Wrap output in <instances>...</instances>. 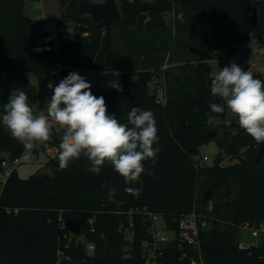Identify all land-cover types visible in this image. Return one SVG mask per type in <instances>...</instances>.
Returning <instances> with one entry per match:
<instances>
[{"label":"trees","instance_id":"16d2710c","mask_svg":"<svg viewBox=\"0 0 264 264\" xmlns=\"http://www.w3.org/2000/svg\"><path fill=\"white\" fill-rule=\"evenodd\" d=\"M30 1L36 0H0V115L14 89L28 95L34 111L57 71L60 82L72 68L118 70L120 87L97 97H104L109 114L121 123H127L133 107L151 110L159 137L153 147L159 152L154 164L150 159L144 162L153 175L142 173L130 185L142 190L136 198L125 193L129 185L109 162L96 175L88 171L91 163L81 155L60 170L62 140L55 132L45 164L51 174L21 178L14 167L3 183L0 264H60L64 257L67 264H264V232L259 245L239 248L246 223L264 224V151L257 160L259 144L239 127L237 117H228L227 109L220 119L231 120L230 125L207 123L217 115L210 104L222 101L211 94L213 70L205 64L219 49L239 52L253 36L264 42V0H120L121 18L108 28L81 12L79 5L89 0H59L57 25L72 22L74 37L58 45L44 29L46 22L26 13ZM166 13L174 14L176 30L186 26L189 37L199 39L194 55L177 59L179 67L174 63L164 67L162 62L114 66V25L165 29ZM139 59L141 63L146 57L141 54ZM237 64L264 81L253 66ZM32 75L38 85L31 82ZM210 141L217 143L219 152L212 165L206 161L200 166L204 157L200 148ZM23 152L22 144L0 122V177L7 171L3 162L21 159ZM102 185L114 187L115 194ZM193 210L200 215L198 247L179 236L181 217ZM149 213L160 216L165 229L174 234L153 263L143 256L153 239Z\"/></svg>","mask_w":264,"mask_h":264},{"label":"clouds","instance_id":"9594fccd","mask_svg":"<svg viewBox=\"0 0 264 264\" xmlns=\"http://www.w3.org/2000/svg\"><path fill=\"white\" fill-rule=\"evenodd\" d=\"M210 91L222 103H211L215 118H209V125L225 126L231 120L221 121L220 114L226 109L238 119L239 127L257 143L264 144V81L254 78L253 73L232 62L211 74ZM53 95L45 102L39 115L34 114L28 95L18 89L11 91L8 102L3 106L0 122L10 135L19 141L24 152L21 159L27 161L37 143L50 139L54 124L64 129L59 145L58 168L67 169L70 161L86 157L91 167L88 171L99 175L106 162L124 178V191L138 198L140 188L130 185L146 171L144 162H156L159 152L157 122L151 110L133 107L127 114V123H121L114 114H109L103 96H95L92 85L86 78L73 71L56 86L48 85ZM46 113V114H45ZM109 191L116 189L109 185Z\"/></svg>","mask_w":264,"mask_h":264},{"label":"rangeland","instance_id":"374dc122","mask_svg":"<svg viewBox=\"0 0 264 264\" xmlns=\"http://www.w3.org/2000/svg\"><path fill=\"white\" fill-rule=\"evenodd\" d=\"M89 1L101 3L105 0ZM117 1L120 6V0ZM142 1L151 2L153 0ZM26 13L33 18L44 20L51 26L53 36L52 39L56 45H58L61 40L73 39L74 26L72 22L63 21L61 25H57L59 20L58 18L61 15L59 0L30 1L26 5ZM163 17L167 26L165 29L162 27L148 28L144 26L126 27L119 24L114 25L113 32L117 40V48L113 54L114 66L132 68L139 67V65H141L142 67H148L152 64L155 65L162 62L165 63L167 67V65L174 63L177 59L183 57L188 58L191 55H194L196 48L199 46V39H191L189 37V29L186 26H181L176 30L173 26V19L175 17L173 13H166ZM219 51H221V54ZM240 51H242L244 55L259 51V53L255 54L253 58L255 59L259 56L261 64L253 66V70L262 74L264 77V42H262L259 37L253 36L241 45ZM141 54H144L146 60L140 63L139 61L141 60L139 57ZM248 61V57L243 60H239L238 52L226 47L216 51L215 58L210 61L209 66H211L213 72H219L220 68L230 66L232 62H235L236 64L238 62L248 64ZM257 64H259V62ZM162 69L164 68L161 67L160 71ZM73 71L86 78L87 82L92 85L91 91L95 96H97L98 93L116 88L122 78V74L118 72V70L97 72L94 70L72 68L70 73ZM181 80H183V78H181ZM54 81H56L55 84L59 82L58 75L54 78L53 82ZM31 82L34 85H38L37 78L33 75L31 76ZM153 85L154 84L152 83V90ZM193 91L196 92V90ZM49 92V96H52L53 91L51 88L44 90L42 97L39 99L34 108V114L39 115L40 112L44 110L43 107ZM50 98L51 97H49V100ZM228 117L235 118L230 111H228ZM64 131L65 130L59 125L54 124L50 139L46 142L37 143L29 160L25 161L20 159V164L16 166L19 177L27 178L37 172L51 174L50 169L45 165L49 159L47 151L50 152L52 150L49 145V141L53 139L55 132L56 136L62 140ZM41 145L46 146L47 149H39ZM218 152L219 148L215 141H210L200 148L201 155L208 156L209 160L207 163L211 165L215 162ZM7 163L8 166H10L11 163ZM6 177L7 172L2 173L0 177V192L3 191V183ZM157 225L169 238L174 237L173 233L165 230V225L162 219L157 221ZM251 232L252 230L247 227L242 228L240 242L247 246L259 245L261 243V235H259V237H253Z\"/></svg>","mask_w":264,"mask_h":264},{"label":"built area","instance_id":"2783aa9c","mask_svg":"<svg viewBox=\"0 0 264 264\" xmlns=\"http://www.w3.org/2000/svg\"><path fill=\"white\" fill-rule=\"evenodd\" d=\"M44 29L50 33V40L52 39V32H51V26L46 22ZM54 42V41H53ZM249 58L248 64L251 66H256L258 61L253 58L251 54L244 55L242 51L238 52V59L243 60L245 58ZM58 71L56 72V75H58ZM55 82H52L51 84L53 87L55 86ZM120 87V84L117 85V88ZM162 95V94H161ZM208 156H204L203 159L199 162L200 166H203L206 161H208ZM8 161L3 162V165L7 168V175L10 174V171L20 164V159L14 160L10 166H8ZM199 213L196 210L191 211L190 213L183 215L179 221V236L182 240L187 241L189 244L194 245L195 247L199 246ZM149 219L151 220V226L148 228L149 234L152 236V241L146 244L147 248L145 249L143 256L146 258L147 262L153 263L156 262L158 256L162 253V248L165 246V244L171 240L172 238H169L167 235L164 234V231L160 230V228L157 225V221L160 220V216L156 214L149 213ZM201 226H206V221H201ZM244 227H247L252 230L251 234L253 237H259V235L264 232V224H261L260 226H252L249 223H246ZM166 230V229H165ZM252 246L244 245L240 242L239 248L240 249H249ZM93 248V246H90ZM193 264H197L196 262H193Z\"/></svg>","mask_w":264,"mask_h":264},{"label":"water","instance_id":"95a60500","mask_svg":"<svg viewBox=\"0 0 264 264\" xmlns=\"http://www.w3.org/2000/svg\"><path fill=\"white\" fill-rule=\"evenodd\" d=\"M258 5V3H257ZM79 9L81 12L90 15L92 18L96 20H101V25L105 27H109L114 21L121 18L120 7L117 4L116 0H105L101 3L94 2H82L79 5ZM213 135V134H212ZM259 144V150L257 155V160L261 157L262 152L264 151V144ZM211 193L210 191L206 194V199H210ZM70 247L74 249L76 247V237H72ZM67 258H62L60 264H67Z\"/></svg>","mask_w":264,"mask_h":264},{"label":"crops","instance_id":"0c3cea01","mask_svg":"<svg viewBox=\"0 0 264 264\" xmlns=\"http://www.w3.org/2000/svg\"><path fill=\"white\" fill-rule=\"evenodd\" d=\"M116 1H117V0H116ZM117 4H118V1H117ZM58 19H59V18H58ZM219 53L221 54V51H219ZM257 53H259V51H255L254 53H249V54H251L252 56H254V55L257 54ZM255 59L259 62V64H257V65H260V64H261V62L259 61V60H261L260 57L258 56V57L255 58ZM180 64H181L180 62H179V63H174V64H172V66L177 67V65H178V67H179ZM189 64L192 65V66H194V67H196L197 64H198V62H197V61H191V62H189ZM205 64H206V65H209V64H210V61H206ZM164 67H166V65H165ZM179 71H180L179 69H176V72H179ZM118 72H120V73L122 74V71H118ZM49 95H50V92L48 93V95H47V97H46V101H48V100H49V97H51V96H49ZM43 108H45V105H44ZM47 152H49V151H47Z\"/></svg>","mask_w":264,"mask_h":264}]
</instances>
